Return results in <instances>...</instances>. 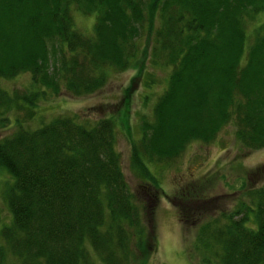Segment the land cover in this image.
Instances as JSON below:
<instances>
[{"label":"trees","instance_id":"1","mask_svg":"<svg viewBox=\"0 0 264 264\" xmlns=\"http://www.w3.org/2000/svg\"><path fill=\"white\" fill-rule=\"evenodd\" d=\"M262 11L264 0H0V78L29 76L25 89L0 87V126L13 127L0 137V169L11 179L0 264H142L151 251L142 210L155 208L143 188L158 186L148 164L213 140L228 123L245 149L264 145V18L248 41L245 32V20ZM74 14L92 19L88 31L74 27ZM148 31V58L169 72L130 141L141 195L121 173L111 118L46 120L35 110L60 89L97 91L108 70H124L140 54ZM246 197L195 227L199 263L264 264V184Z\"/></svg>","mask_w":264,"mask_h":264},{"label":"rangeland","instance_id":"2","mask_svg":"<svg viewBox=\"0 0 264 264\" xmlns=\"http://www.w3.org/2000/svg\"><path fill=\"white\" fill-rule=\"evenodd\" d=\"M73 16L74 27L84 33L88 31L92 19L79 14ZM263 18L262 11L245 20L246 41L252 34L251 28L261 23ZM140 37L136 44L142 49L140 54L133 58L128 68L118 72L108 70L105 83L97 91L76 97L60 89L57 96L42 97L37 101L35 110L36 116L46 120L57 115H74L78 122L87 123L97 118H111L115 123L114 149L119 153L120 170L133 193H140L141 190L138 189V178L129 170L130 141L139 135L138 119L141 116L150 118L151 105L163 89L169 72L168 67L154 65L148 58L152 40L149 31ZM28 78L25 73H19L14 78H0V87L3 90L25 89ZM35 122L29 119L23 121L31 128ZM12 130L11 125L0 126V137L7 136ZM233 131L228 123L214 135L213 140L204 144L190 141L168 163L146 166L153 172L158 186L144 182L143 189L149 193L148 203H153L155 208L151 215L146 209L142 210L147 235L144 239L146 251L151 245V251L142 264H201L198 253L192 250L195 227L208 216L228 212L238 201L248 203L246 193L249 189L264 184V145L257 150L245 149L237 143ZM10 181L6 172L0 169V227L10 221L3 198L4 189ZM182 194L185 196L180 198ZM184 202L190 207L186 209L189 216L186 217V224H181L176 218L177 209L183 211L180 208L185 206ZM192 216L198 218L195 223L191 222ZM7 261L8 256L4 262Z\"/></svg>","mask_w":264,"mask_h":264}]
</instances>
